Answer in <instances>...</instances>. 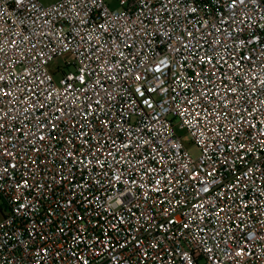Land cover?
Here are the masks:
<instances>
[{"label":"built area","instance_id":"2783aa9c","mask_svg":"<svg viewBox=\"0 0 264 264\" xmlns=\"http://www.w3.org/2000/svg\"><path fill=\"white\" fill-rule=\"evenodd\" d=\"M0 264H264V0H0Z\"/></svg>","mask_w":264,"mask_h":264},{"label":"rangeland","instance_id":"374dc122","mask_svg":"<svg viewBox=\"0 0 264 264\" xmlns=\"http://www.w3.org/2000/svg\"><path fill=\"white\" fill-rule=\"evenodd\" d=\"M112 1V0H110ZM115 5H113L114 7ZM70 57L68 55H65L64 57H60L55 59L53 62L50 63L49 68L53 73H56L57 69L59 67H64L66 61H69ZM183 142L185 146L189 149L190 153L197 157L199 155V149L192 144L191 138L188 135L183 136Z\"/></svg>","mask_w":264,"mask_h":264}]
</instances>
